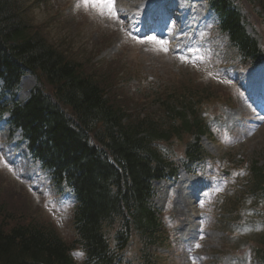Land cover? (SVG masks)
Returning <instances> with one entry per match:
<instances>
[{
    "label": "trees",
    "instance_id": "trees-1",
    "mask_svg": "<svg viewBox=\"0 0 264 264\" xmlns=\"http://www.w3.org/2000/svg\"><path fill=\"white\" fill-rule=\"evenodd\" d=\"M23 3L0 0L1 89L11 91L24 72L40 82L24 105L13 106L11 120L22 128L33 158L52 170L53 180L74 187L78 205L72 212L73 239L66 242L21 191L0 185V264H69L74 247L108 252L114 237L125 234L128 240L131 227L151 238L149 231L144 236L153 217L143 206L148 189L143 176L151 162L161 174L177 167L166 155L170 143L184 139L187 130H201L199 110L188 100L164 98L157 106L156 101H138L137 110L124 106L131 99L118 104L106 94L104 77L69 59L40 34ZM160 142L163 153L154 146ZM185 148L189 153L194 146L186 143ZM113 167L129 180L118 190L102 189L97 183L113 180L118 172ZM157 232L154 241L160 238Z\"/></svg>",
    "mask_w": 264,
    "mask_h": 264
},
{
    "label": "rangeland",
    "instance_id": "rangeland-1",
    "mask_svg": "<svg viewBox=\"0 0 264 264\" xmlns=\"http://www.w3.org/2000/svg\"><path fill=\"white\" fill-rule=\"evenodd\" d=\"M144 1L146 0H114L115 10L118 2H122L116 10L117 15L114 18L103 6L101 0H95V3L93 0H89L87 4L84 3V0H78L74 6H71V0H37L39 8H35L36 0H22L29 10L28 19L30 23L36 26H46L51 39L55 40L65 52L67 51L74 58L87 60L89 55L94 58L92 53L96 51L97 47L101 53L93 61L102 64L112 57L119 59L123 67H130V74L139 78L121 84L126 95L134 96L143 90L150 95L157 96L166 87L176 86L178 88L182 82L191 83L193 81L194 83L195 79H198V83L203 82V85H205L204 83L211 84L206 85L207 87L218 86L222 88L221 91L226 93L225 90L229 81L219 77V73L210 70L211 67L206 62L208 60L211 61L212 65H223L221 63L222 57L214 52L210 46L204 48L198 46V59L189 60L192 58L191 48L195 47L197 42L194 39L190 43L172 44L169 46L170 52H166L163 50L166 47L155 40L143 39L138 41L124 32L123 26L126 15L124 11L121 14L119 8L123 10V6L131 7V5ZM247 30L252 33L251 28L247 27ZM173 49L178 50L177 53H173ZM180 50L183 51L180 52ZM182 56H186V58ZM232 61L235 62V60ZM236 67L239 68V66ZM35 84L33 77L26 76L23 78L22 85H19L17 100H24L28 95V90L33 88ZM103 88L107 91L106 87L103 86ZM219 88L215 87L217 91ZM229 108L220 110L223 113L220 124L212 123V128L216 133L212 136L214 138L210 135V138L205 136L206 138L200 140V145L207 147L209 151L205 149L206 152L217 158L219 166L224 170L235 168L240 174L234 176L229 174L226 177L221 174L219 169H214L207 162L193 168L201 169V174L210 177L212 183H217L218 178L222 177V179L218 182L212 195L203 197L198 201L200 204L199 229L201 233L199 241L194 244L192 253L189 255L190 262L188 264H217L216 261L219 260L216 258L217 247L219 248L226 243V240L237 246H247L244 244L247 238H254L259 233L264 232V229L259 232L256 230L257 223L245 222L243 229L235 227L231 222V216L227 215V212L230 211L228 206L224 203H221L220 207L217 206L218 203L214 197L215 192L220 191L223 187L218 189L220 182H223L225 187L229 186L234 191L231 195L235 196V191L242 188V175H246L244 180H247L249 162L257 160L259 164H264V123L250 129L247 127L250 124L246 123L243 128H239L241 124L238 122L237 116L234 127L238 131H229L228 129H231L232 126L231 123L234 122V119L230 120L229 123L227 121V117L234 118L230 114L233 107ZM0 128V163L4 164L5 158L6 161L15 164V166L10 165L8 169L0 166V172L9 177L14 187L24 189L22 197H26L35 208L55 221L62 235L67 237L70 232V224L69 214L67 218L66 211H68L67 206L71 202L70 196L67 194L56 195L53 190L47 187L45 177L36 178V175L30 177L35 173V166L28 165L25 142L21 139L20 133L16 131L10 133L8 128L6 131L3 121H0ZM187 173L179 172L173 183L157 181L152 184L154 196H156L155 200L163 203L168 199L170 202L171 206L168 213L170 219L173 220V224L168 225L172 241L170 249L176 253H181L179 249L181 243L178 242L185 237V233L182 232L179 224L183 220H188L186 216L177 214L175 211L176 202L183 205L182 210L184 212L190 207V211L193 213L194 203L191 202L190 198L188 199L190 196L188 185L193 182V178ZM44 191L46 192L43 193ZM255 203V198L252 197L248 199L246 206L250 207L251 215L260 217L264 224V210L257 212L253 207ZM182 210L179 211L183 213ZM213 211H217L216 214H213ZM188 214L190 212L187 213V216H190ZM225 230L229 231L230 234L228 235ZM231 230L236 235L233 238H230ZM202 239H205V242ZM175 242L177 243L175 244ZM197 244L200 247H196ZM240 263L241 261L237 264Z\"/></svg>",
    "mask_w": 264,
    "mask_h": 264
},
{
    "label": "snow or ice",
    "instance_id": "snow-or-ice-1",
    "mask_svg": "<svg viewBox=\"0 0 264 264\" xmlns=\"http://www.w3.org/2000/svg\"><path fill=\"white\" fill-rule=\"evenodd\" d=\"M101 2L103 4V6L108 9L109 14L115 18L117 14H116V11H115V8H114V0H101ZM84 3L85 4L89 3V0H84ZM93 3H95V0H93ZM148 39L149 40H155L156 38L155 37H148ZM157 42L161 43V44L163 43V42H160V41H157ZM163 50L167 51L166 48H164ZM195 246L196 247H200L199 244H197ZM78 255H82V253H78Z\"/></svg>",
    "mask_w": 264,
    "mask_h": 264
},
{
    "label": "bare ground",
    "instance_id": "bare-ground-1",
    "mask_svg": "<svg viewBox=\"0 0 264 264\" xmlns=\"http://www.w3.org/2000/svg\"><path fill=\"white\" fill-rule=\"evenodd\" d=\"M20 84L22 85V81L20 82Z\"/></svg>",
    "mask_w": 264,
    "mask_h": 264
}]
</instances>
